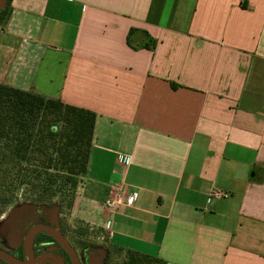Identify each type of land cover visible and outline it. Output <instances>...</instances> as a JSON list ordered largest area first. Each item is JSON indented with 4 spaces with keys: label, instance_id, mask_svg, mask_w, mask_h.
I'll list each match as a JSON object with an SVG mask.
<instances>
[{
    "label": "crops",
    "instance_id": "1",
    "mask_svg": "<svg viewBox=\"0 0 264 264\" xmlns=\"http://www.w3.org/2000/svg\"><path fill=\"white\" fill-rule=\"evenodd\" d=\"M11 6L0 84L96 114L73 213L165 264H264V0Z\"/></svg>",
    "mask_w": 264,
    "mask_h": 264
},
{
    "label": "trees",
    "instance_id": "2",
    "mask_svg": "<svg viewBox=\"0 0 264 264\" xmlns=\"http://www.w3.org/2000/svg\"><path fill=\"white\" fill-rule=\"evenodd\" d=\"M12 1L0 10V29L12 15ZM96 114L59 100L0 84V182L2 194L35 204L56 199L71 211L86 175ZM116 264H165L159 258L111 246Z\"/></svg>",
    "mask_w": 264,
    "mask_h": 264
},
{
    "label": "flooded vegetation",
    "instance_id": "3",
    "mask_svg": "<svg viewBox=\"0 0 264 264\" xmlns=\"http://www.w3.org/2000/svg\"><path fill=\"white\" fill-rule=\"evenodd\" d=\"M52 208L0 191V264H110L96 228Z\"/></svg>",
    "mask_w": 264,
    "mask_h": 264
},
{
    "label": "built area",
    "instance_id": "4",
    "mask_svg": "<svg viewBox=\"0 0 264 264\" xmlns=\"http://www.w3.org/2000/svg\"><path fill=\"white\" fill-rule=\"evenodd\" d=\"M137 193H129L123 186H114L110 196L104 202V207L112 212L116 213L123 207H133L137 199ZM230 194L228 192L216 190L210 194V197L222 199L228 198Z\"/></svg>",
    "mask_w": 264,
    "mask_h": 264
},
{
    "label": "rangeland",
    "instance_id": "5",
    "mask_svg": "<svg viewBox=\"0 0 264 264\" xmlns=\"http://www.w3.org/2000/svg\"><path fill=\"white\" fill-rule=\"evenodd\" d=\"M4 182H0V191H2L3 189V184ZM21 194H23V190L17 191L14 195L16 196H20ZM22 204H26L25 202H22ZM53 210H63V211H67L66 208L60 203L59 199H56L54 204H53ZM97 233L95 234L97 239V246L99 247V249H104L103 253L106 254L108 252V254H110L111 256V252H112V248L109 244V239H108V234L106 231L104 230H100L97 229L96 231ZM118 262V258L116 256L112 255V261L110 264H116Z\"/></svg>",
    "mask_w": 264,
    "mask_h": 264
},
{
    "label": "water",
    "instance_id": "6",
    "mask_svg": "<svg viewBox=\"0 0 264 264\" xmlns=\"http://www.w3.org/2000/svg\"><path fill=\"white\" fill-rule=\"evenodd\" d=\"M6 5V0H0V10H2ZM101 261L100 259L98 258V264H100Z\"/></svg>",
    "mask_w": 264,
    "mask_h": 264
},
{
    "label": "clouds",
    "instance_id": "7",
    "mask_svg": "<svg viewBox=\"0 0 264 264\" xmlns=\"http://www.w3.org/2000/svg\"><path fill=\"white\" fill-rule=\"evenodd\" d=\"M128 162L131 163V160L129 159Z\"/></svg>",
    "mask_w": 264,
    "mask_h": 264
}]
</instances>
